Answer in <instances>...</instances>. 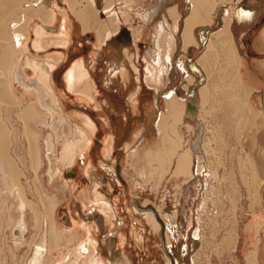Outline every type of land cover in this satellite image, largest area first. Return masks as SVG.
Returning <instances> with one entry per match:
<instances>
[{
  "label": "rangeland",
  "instance_id": "obj_1",
  "mask_svg": "<svg viewBox=\"0 0 264 264\" xmlns=\"http://www.w3.org/2000/svg\"><path fill=\"white\" fill-rule=\"evenodd\" d=\"M16 1L17 2H15L14 6L7 5L11 10H9L10 16L8 15L9 17L6 21L8 28L6 27L4 30L6 29L5 31L8 32V34L10 33L11 36H15L17 39V36H22V34L25 33L24 24L26 25L27 20L31 19L37 24L41 23V20L45 15L44 13L47 8L46 4L48 0ZM88 1L89 0H72L71 2L76 4V7H79V5H87ZM224 1H226L230 8L231 6L229 3H231L232 0H223L222 3ZM160 2V0H132L131 5H127L126 7L122 3L120 8L122 10L126 9L125 14H128L127 11H131V13L127 15V19L129 18V22L127 23L131 26L129 27L127 25L123 27L120 32L118 30L115 33L114 38L108 43L102 44L100 40H98L99 38L91 41V43L88 41L90 37L83 39V37H88L89 33L83 35L82 25L80 21L76 19V22H78L80 27L78 36H83L82 39L85 41V46L83 49H78L76 51L75 49L70 48L66 59L63 57L59 58V63L61 65L58 64L54 71L56 91L62 93L63 99L68 102L65 110H63L64 112H70L72 114H76V112H92L91 104L87 107L79 104L78 100H76L75 104L74 102L72 103V93H69L71 91L65 87L66 85L64 83L66 72L74 68V64H80L78 61L82 59H88L92 62L94 69L93 74L96 77L95 79L99 86L96 91L93 90L89 93L92 97V102L101 107V104L105 102L106 97H108V100L110 99L108 106H105L103 115L105 121L110 122L111 128L118 133L119 141L116 143V149L119 153L114 155V161H112V163L114 164L117 180H119V182L112 181L113 185L110 190V192H112L108 195L112 199H114L113 197H117V200L120 199L118 207L120 211L124 213L123 216H126L127 218V222L123 226L125 229L123 228V230L119 221L115 220V217H112V219L116 221V225H110V231L101 226L99 228L97 227V221H100L102 218L108 219L111 214V209L106 207L105 210H103L105 207L103 204L101 206L94 204V206H97L98 208L95 213H92L91 210L93 207H91L92 201L89 195H94V183H92L88 177L81 174V171L85 169L90 161L94 168L99 169L100 164L107 161L109 157V153L104 145L106 143V138L104 139V136L101 135L103 133L99 131L100 129L102 130L103 127L99 125L98 132L96 131L94 136L95 142L93 141L95 146H93L92 149H89L87 154L82 153L79 156L78 161H76L75 167L77 169V176L72 178L75 176L73 171L69 170L67 172L69 178L73 179L77 184L74 191H64L61 187L62 184L60 181H51L49 175V170L52 164L50 162V156L55 158L54 161L57 166L62 167V163L59 159L65 153L63 141L66 134L74 131V129L69 126L65 127H69L67 129L63 126L62 129H59L60 123L58 124L56 115L50 112L49 108V106L53 105V100L51 98L52 92L46 87V85H42L39 70L32 67L29 63L26 64L25 59L21 60V56L17 55L15 57L16 64L17 66H20L24 76L31 82H37L40 84L39 89L36 88L35 93L36 98L39 99L40 96L43 98L40 104L37 103V109L42 116L41 118H34L33 121L24 124L22 121L25 120L19 117V113L25 110L26 104L23 102V107L12 102L5 104L2 113L4 111V117L10 122L13 129L12 145L9 150L10 152H8L15 156L26 172V176L25 178L22 177V181L26 185V194L31 200H33L32 204L35 206L34 208L39 210V213H41V216L43 217V228L41 230L36 227L35 213L33 209H30L28 214L30 219L29 230L22 235L21 230L17 226V218L20 216V210L15 209V213L13 212L11 215H8L7 209L6 213L0 219V228L2 226L0 229V264H30L36 251V247L33 246L34 243L39 244L43 239H47V246L45 247L46 254L43 259V264L60 263L61 257L64 253L58 247H51L49 235L46 237V230L48 233V230L50 229L47 208L50 211L55 204L58 211L57 220L62 224L61 227L65 235H69L73 230L76 234L83 233L84 238H87L88 234L94 236L105 264H112V262L118 263L117 260L120 258L118 257L120 254L121 262L118 264H166L167 259L170 260L171 264H250L248 262V255L250 254V246H252V240L254 238L252 239L250 232L246 229L247 224L250 221L251 212L248 209L247 189L244 186L243 175L247 174L248 180H250L249 177H251V183L253 181L255 182V180L257 182L260 181L256 175L257 171L254 170H258V167L260 169L263 168L264 155L260 144H263L264 140L256 139L255 142L257 144L255 143L253 148L250 147L249 144L253 140L252 137L259 129L258 124L251 125L253 122H248L245 126H239L236 123L235 127H231V130H233L232 133L227 127L228 124L225 125L224 133L221 132L222 130H216L213 125L215 122V114H221L223 118V112H226L227 108L225 106V101H221V93L224 92V89L210 92L208 94V100L204 103L205 105L202 103V95L200 96L198 93L199 87L203 85L206 80L203 82L205 76L203 72V74L201 73L202 69L199 67L196 60L202 50H205L204 44L207 41L210 32L220 26V19L223 22L225 9L224 7L217 9L213 16L214 24L212 23V25L208 24L203 26L207 27V31L204 32V35L200 32L204 28L201 29L202 27H200L197 30L201 48L196 53L195 64L194 61H188L189 53L186 52L187 66H189L196 76V81L193 82L187 90L184 88L187 84L184 73L182 71V73L180 72V69L176 64L179 56L183 53H181L182 49L181 47L178 48V45L176 51L172 55V63L174 65H172L166 76L163 74L164 85L161 87L154 82L148 81L146 78V61L150 60L152 63H157L158 61L154 60L158 55L151 57L154 53L153 43L156 44V41H152V36H156L160 30L168 32L173 31L174 24L170 22L169 18L167 22L171 26H165L163 29L160 28V24L163 22L167 10L177 5L183 16L187 11L185 0L168 1L162 7H158ZM60 4L61 3H59V6ZM103 4L104 3L101 0L99 6L102 8ZM42 8L43 12L41 11ZM230 9L232 10L233 7ZM100 13L96 9L89 10L92 24L100 26L101 21H106L105 24L107 26L108 22L109 26L104 27L103 29L104 34L107 28L112 27L115 30L116 28L113 27V25H110V21L111 24L113 23L112 19H107V17L111 15L110 12L103 14ZM71 14L72 16L75 15L74 10H71ZM122 14L125 16L124 13ZM138 14H144V16H139ZM125 17L123 18L125 19ZM182 20L183 19L180 18L179 24L181 25ZM11 21H13V24ZM144 21L148 23V25L153 24V28H150L148 31L149 39H146L148 37L145 34L147 43L142 46V51L140 50V58L135 48L134 54H127L123 59V62L127 63L129 69V74H127V76L129 75L131 78L129 86L126 84L127 80L121 81L119 77H116L111 84L106 83L104 81V66L107 65V68H113L115 66L118 56L116 49L123 42L133 41L132 32L138 27L142 28L145 26ZM61 23L62 19L60 15V18H58L55 23L47 25V29L56 34L61 27ZM15 25H18V27L14 28ZM98 26L96 28H88L87 30L88 32L96 34L98 37ZM11 31L13 32L11 33ZM180 35L181 33L178 31L176 34L177 44L181 41V37H179ZM135 36L137 37V34H135ZM18 39H20V37ZM73 40L76 43L77 38H73ZM137 40H139V38ZM2 41L9 42L11 40L4 38L0 39V45L3 43ZM33 41L34 38H32V42ZM134 46H136V44ZM51 48L54 49L53 52H48ZM58 48L60 49V46L55 45L52 47L49 45L41 50L38 48L36 49V47L34 48L30 43V51L32 55L40 61H44L45 66L47 67L48 64L46 61L48 56L52 57L53 53H59L60 55V51L55 50ZM63 49L65 50L68 48L65 47ZM164 50H166V48H164ZM158 58H161V55L158 56ZM82 63L87 62L82 61ZM10 64L12 65V61ZM222 65L224 64L222 63L216 68L215 64L213 68L224 72V70H222ZM13 69L11 70L12 73H9L11 74L9 76H12L14 73L13 71H17L18 68L15 70ZM134 69H136V71L137 69L139 70L136 73ZM0 70L1 85L2 82L4 83V79L7 76L3 73L8 71H3L1 68ZM210 70L211 69L208 68V72H210ZM136 75H138V78ZM14 82V93L17 95L23 94V91H26L23 88L24 86H21L22 84L17 83L16 80H14ZM139 85L142 89H140L138 93L139 96L137 94V98H139L141 102L139 107L140 111L138 112V110L132 106L133 101L131 100V95L136 93ZM81 87L82 85L79 86V89ZM155 87H159L160 89L156 90ZM223 87L230 89L231 86ZM236 88L239 89L237 85ZM79 89H77L76 92H80ZM172 90H175L176 94H178L182 100L184 99L183 101H186L187 104L191 103L194 105L191 109L194 118H191L190 114H187L185 123L177 127V130H167L169 138L171 137L170 143L165 139L164 141L163 139L160 140L163 134L166 133L161 132L158 136L159 131L155 130L154 125L159 112L161 110L163 112L166 111L167 100L165 96ZM19 95L18 97H20ZM30 97L32 96H30L29 91H27V102ZM33 98L35 97L33 96ZM220 101L223 108L220 107L219 109H216L218 108L217 106L220 104ZM210 106H216V108L210 109ZM205 108H207V110ZM188 109L189 107L187 106V113ZM217 110L218 112H216ZM200 117L202 120L206 121V124L201 126L197 123L199 121L198 118ZM233 117L238 119L239 116L233 115ZM248 117H253V114L250 113V116ZM223 120H226L225 116ZM182 122L183 121H181L180 124ZM189 124L191 126H189ZM141 125L144 127L140 130ZM250 127L251 129H249ZM200 129H202V132ZM196 130L200 132V138H194V136H196ZM30 131H33L35 134L32 142L35 143L37 149L36 152H38L36 154L37 165L39 161L38 157L41 161L40 169L38 168L39 171L34 170L35 168L32 165V155L29 153L31 142ZM237 135L242 136L244 140L242 142L239 141ZM156 136L158 137L157 139L154 138ZM192 140H194V142L195 140L199 141L198 148L192 146ZM172 141L179 144H176V146H178V151L187 147L191 148V150L192 148H196V150H192V157L196 164L200 162V164L204 165V169L197 176V180L195 179L186 183V180H189L188 174H186L187 176L183 173H180L179 175L175 174L174 169L176 165L173 164L174 161L171 162L170 165L169 162H165L164 166L161 165L160 161L157 162L156 160L150 164L147 152L151 151L154 152V154L158 150L163 152L165 151L164 146L166 145L169 147L172 144ZM175 143L172 144L174 147H170L177 148L174 145ZM204 143H207L206 145H208L207 152L204 150L205 147L203 148ZM242 143L243 145L247 144L246 146L250 147H248L247 152L251 154L250 157L255 162L254 166L251 165L250 168H245L246 170L241 168L240 160L244 159L243 163H245L249 157L245 151L246 147H244ZM50 148L52 150H50ZM248 163L252 164L251 162ZM226 166L228 169H225ZM70 168L71 167L68 169ZM219 168L220 171H218ZM34 171L38 172V182L34 181L36 175ZM100 175H102L101 172ZM1 178L0 174V180ZM35 183L39 185L42 194H40L41 191L36 187ZM233 183H235L236 186L239 185L237 186V190L233 189V192H235V196L233 197L235 202H232L230 199L231 197H229L230 195L226 194V191L230 192V189H232L231 187L228 188V185ZM100 188L103 190V194H107L105 186H101ZM260 190L262 201H264V181L259 191ZM45 194L49 195L52 200L49 201V199H46L44 196ZM14 202L15 201L11 199L9 201V206H14ZM255 209H261L263 211L264 203H259ZM237 210L239 214L237 213ZM149 212L156 213L157 222L161 227L160 234L158 235V242H156L157 237L154 234L155 231L153 227L147 221L146 214ZM237 214L240 216L239 221H235ZM168 225L172 226L173 229L171 236L172 247H170V249L167 247L165 236L166 226ZM234 226L237 231V236L235 237L233 246L235 245L238 247H228L225 244V247H219L220 244L225 241V237L227 236L225 235L226 230L228 229L227 231H230ZM257 227L259 230V246H261L259 247V261L261 264H264V219L260 221ZM131 228H133V231ZM218 232L220 233L217 235ZM194 235L197 238L194 237ZM121 236L123 239L120 240ZM14 237L23 238L24 242L15 245ZM73 242L74 240L71 242L69 239H67L66 242L64 260L67 261V264H76L77 262H80V257H76L72 254L73 247H75L72 245ZM78 251L83 252L81 250ZM125 252L129 254H124ZM49 255H51V259H47Z\"/></svg>",
  "mask_w": 264,
  "mask_h": 264
},
{
  "label": "bare ground",
  "instance_id": "obj_2",
  "mask_svg": "<svg viewBox=\"0 0 264 264\" xmlns=\"http://www.w3.org/2000/svg\"><path fill=\"white\" fill-rule=\"evenodd\" d=\"M71 1L70 0H62V1L61 0H48V2L46 4L47 8H46V11L44 13L45 15L43 14L44 17L42 16L43 18L41 20V23L37 24L36 22H33V20H31V19L27 20L26 25L24 24L25 33L22 34V36H20V35L17 36L18 38L20 37V39H18V38L16 39L15 36L13 37V36H11L10 33L8 34V32L5 31L6 29L4 30V28L7 27L6 21L8 20V17L10 16L9 10H11V8L8 6H10V5L14 6L15 2H17V1L16 0H0V39L4 38V39H10L11 40L9 42H3L2 41L3 43H1V45H0V68L3 71H8L6 73H3V74H6L7 76L6 77L4 76L5 77L4 83L2 82L0 85V174L2 177L0 180V219L6 213L7 209H8V212H7L8 215H11L13 212L15 213L16 212L15 209L20 210L19 211L20 216H18V218H17V223H18L17 226L21 230L22 235L25 234L29 230L28 228H29V224H30V219H29L28 214H29L30 209L31 210L33 209V211L35 213L34 217H35L36 227L38 229H41V230L43 228V217L41 216V213H39L40 211L37 210L36 208H34L35 206H33V204H32L33 200H31L28 197V195L26 194V192H27L26 185L22 181L23 180L22 177L25 178V176H26L25 170L22 168V166L20 165L19 161L15 158V156H13L11 153H9L10 152L9 150L11 149L10 147L12 145L13 129L9 127L10 126L8 123L9 121L5 119L4 111L2 113V109L4 108L5 104L11 103V102L16 103L17 105H20L22 107L24 106L23 100H21L22 98L18 97V95L16 93H14V90H13L14 80H16V82H18L19 84L21 83L22 84L21 86H24L23 88H24V90H26L25 92L29 91V95L32 96L29 98V101L26 104L25 110L19 113V117L26 120L27 123L33 121L34 118H41L42 115L40 114L39 110L37 109V107H38L37 103L40 104V102H42L43 98L41 96L39 97V99L36 98V93H35L36 88L39 89L40 84L37 82H35L36 83L35 84L34 82H31L29 79H27L24 76L22 69L20 68V66H17V64H16V60H15L16 58L15 57L17 55L21 56V60L25 59L26 64L29 63L32 67L39 70V72H40L39 74L41 76L40 80H42V85L43 84L46 85V87H48L51 90V92H52L51 98L53 100V105L49 106V108H50V112H52L56 115L58 124L60 123L59 129L60 128L62 129V126L64 128L66 126H69V127H72L74 129V131L66 134V137L63 141V148H64L65 153L59 159L62 163V167L57 166L55 161H54L55 158H53V156L52 157L50 156V162L52 164H51V168L49 170V175H50L51 181L52 182L55 180L60 181V183L62 184L61 187L63 188L64 191H67V190L74 191V188L77 184L73 179L69 178L67 172L69 170H72L73 173L75 174V176L72 178H75L77 176V169L75 167L76 161H78L79 156L82 153L87 154V152H89V149H92V147L95 146L93 143L94 136L96 134V131L99 129V125H101L103 127V129L102 130L100 129L99 131H101L103 133L101 135L104 136V139L106 138V143L104 145H105V147L109 153V157H108L107 161L100 164L99 169L94 168L92 165V162L90 161L89 164H87V166L85 167V169H83L81 171V174L83 176L88 177L92 181V183H94L93 184L94 191H95L94 195L93 196L91 194L89 195L91 198V201H92L91 202V204H92L91 207H93L91 210L92 213H95L97 208H98L97 206H94V204H97L98 206H101L103 204L105 206L103 210H105L106 207L111 209V214L109 215L108 219L102 218L100 221H97V224H98L97 227L99 228L101 226L102 228L108 229L110 231L111 230L110 225H114V224L116 225V221H119L121 228L123 230V228H124L123 226L127 222L126 216H123L124 213H122L118 207L120 204V199L117 200V197H113L114 199H112L108 195L109 193L112 192V191L110 192L112 185H113L112 181H118L119 182V180H117L116 172L114 169V164L112 163V161H114V155L119 153L116 149V143L119 141L118 133L116 132V130L111 128L110 122L107 121L108 122L107 123L105 121V117L103 115V112L105 111V106L106 107L108 106L110 99L108 100V97H106L105 102L103 104H101V107H100V106H97L94 102L88 101L90 97L88 96L89 98H87L86 96H83L84 94H82V91L76 92L77 87L81 83H83L84 80H86V79L88 80V78H90L91 81H93L96 78L94 76V78L92 79L93 76L90 75V66H88V68H87V63H82V60H80V64L79 63L74 64V68H72L70 71L66 72L65 78H64V80H65L64 83L66 85L65 87H67L71 91V92H69V91L68 92L72 93V96H71L73 98L72 103L74 102V104H75L76 100H78L79 104H82V105L87 106V107H88V105L91 104L92 112H89V113L76 112V114H72L70 112H64L63 110H65L66 104L68 102L63 99V94L58 93L56 91V88H55L56 85H55V81H54V71L57 68L58 64L61 65L59 63V58L63 57L66 59L68 54H69L70 48H73L76 50L78 48V46L81 45V41L77 37L79 29H78L77 23L74 21V16H72V14H71V10L73 11V7L75 8V5L73 6V3ZM160 1L161 2H160L158 7H162L163 5H165L166 2L173 1V0H160ZM222 1L223 0H185V3H186L185 7H186L187 11H186V14L184 16L182 15L181 11L178 9L177 5H175L174 7H171L170 9L167 10V14L164 16V20L160 24V28L163 29L165 26H171L167 22L168 18H169L170 22L172 24H174L173 31L168 32V31L160 30V31H158L156 36H154L155 38L152 36V41L153 42L156 41V44H154V47H153L154 53L151 57H153L154 55H158V56L161 55V58H158V56L156 58H154V60H158L157 63L156 62L152 63V62H150V60L146 61V78L148 79V81L154 82L155 84H158L161 87L163 86V84H164L163 74H164V76H166V74H168L169 70L172 67V55L176 50V47H177L176 45H178L176 34L179 31L181 33V35L179 37H181V41H182V45H183V53L179 56V58L177 60V64H178L180 70L184 73V75L186 77L185 80L187 81V84L184 86V88H186L188 90L189 86L194 82L195 77L189 71V68L186 66V52H187L188 48L192 45L199 46L200 41H199V37H198L199 35L197 33V30L200 27H202L201 29L204 28L203 30L200 31L201 34L204 35V32L207 31V29H206L207 27H203V26H206L208 24L212 25V23L214 22L213 16L216 13L217 9L220 7H224V9H225V12L223 15V23H222L223 27L221 29H219L218 31L215 30V31L210 32V34L207 37L205 50L198 59V61L203 65L204 69L206 70V73H207L208 78H209V79H206L208 82H206V84L203 87H201V88L199 87V90H198L199 95L200 96L202 95V98H203L202 103H205V98L207 99L206 96L210 93L212 86H214V88H216L215 87V85H216L218 88V85H220V84H216V83H218L217 82L218 78H221L220 74L222 73V71H218V70L214 69L213 66H215V64H216V68H218L219 65L223 63L224 65H222V70H226V69L228 70V67H233V66H235V67L237 66L239 68L238 65H240L239 64L240 63V55L234 46L235 44L232 41V35H231L232 34L231 33L232 15L234 12V8L231 10L230 9L231 7L230 8L228 7L226 1H224L223 3H222ZM131 2H132V0H110L109 3L105 7H103L102 10L100 11L101 13L106 11V12H110V14H111L107 17V19L108 18L112 19L113 23L111 24V22H110V25L111 26L113 25V27H115L116 29L114 30L112 27L106 29L107 31L110 32L109 33V34H111L110 37L114 38L115 33L118 30L120 32L123 29V27L126 26L127 22H129L128 21L129 18L127 19V15L129 13H131V11H127L128 14H125L126 9L122 10L120 8V5L123 3L125 5V7L127 5L130 6ZM59 3H61L60 6H59ZM119 3H121V4L117 5ZM88 6H90V5H88ZM41 11L43 12V8ZM231 12H232V14H231ZM122 13H124V15L126 17L123 16ZM60 15H61V19H62L61 27L57 31V33L54 34L47 29V25L55 23V21L58 18H60ZM138 15L144 16V14H138ZM123 17H125V19ZM180 18L183 19L182 25L179 24ZM12 22L13 21H11V23ZM91 23H90V25H91ZM105 23H106V21L103 22V27L109 26L108 22H107V26ZM220 23H221V19H220ZM17 24H18V22H17ZM19 25H20V23H19ZM21 25H23V24H21ZM26 26H27V28H26ZM14 28H16V27H14ZM12 29H13V27H12ZM137 30L136 31L134 30L132 32L133 41L131 40L130 42H123L116 49L117 50L116 53L118 54V56H117L115 66L113 68H109V70L106 69V70H108V72H106V71L104 72V74H106V76L104 75V78H105L104 81L106 83L111 84L115 80L116 77H119L121 79V81L127 80L126 84L129 86L131 78L129 77V75L127 76V74H129V69L127 67L128 66L127 63L123 62V59L127 56V54H129V55L134 54L135 48H136V50H138L137 46H134L137 43L136 42V36H135V34H137ZM107 31L105 33H107ZM12 32L13 31H11V33ZM102 32H103V29H102ZM16 33H18V32H16ZM51 36H53V37H51ZM94 37H96V36H94ZM107 37L105 40H108ZM32 38H34L33 42H32ZM47 38H51V39H47ZM73 38H77L76 43L74 42ZM102 38L103 37H101V39ZM30 43L34 46V48L36 47V49L38 48L41 50L46 48L49 45L52 47H54L55 45L60 46V49L59 48L55 49V50L60 51V55H59V53L58 54L53 53L54 56L53 55H52V57L48 56L47 61H46L48 64V67H47V66H45L44 61L42 62L39 59H37L34 55H32V53L30 51ZM81 46H83V45H81ZM65 47L68 49L64 50L63 48H65ZM164 48H166V50H164ZM53 50L54 49L51 48L48 50V52L49 51L53 52ZM148 50H149V48H148ZM158 51L160 52V54ZM45 59H46V57H45ZM10 60L12 61V65L10 64L11 63ZM90 64H92V62H90ZM9 66H10V69H9ZM13 68H15V69L18 68V69L16 71ZM208 68L211 69L210 72H208ZM12 69L15 71H13L14 73L12 74V76H9V75H11L9 73H12L11 72ZM201 69H202V67H201ZM134 70L136 71V69H134ZM14 76H15V79H14ZM126 77H128V78H126ZM136 77L138 78V75H136ZM225 77H227L226 79L228 80V75ZM233 77L234 76H232V78ZM232 78H231V80H232ZM235 79H234V81H236ZM221 81H222V79H221ZM221 81H219V82H221ZM230 82L232 85L233 80ZM222 83H223V81H222ZM238 83H241V81ZM95 84H96V86L98 85L96 82V79H95ZM226 86H227V84H226ZM237 86H238V84H237ZM85 87L87 89L88 84H86ZM155 88H156V90L160 89L159 87H155ZM217 88H216V90H217ZM86 89H84V90H86ZM140 89H142V87L139 85V87L136 90V93L131 95V100L133 101L132 106L136 110H138V112L140 111L139 107H140L141 102H140L139 98H137V94L139 93ZM227 89L225 88L224 91H226ZM234 89H236V88H234ZM234 89H233V91H234ZM236 90L238 91L239 89H236ZM219 91H220V88H219ZM229 91H230V89H229ZM237 91H236V93H237ZM223 94H225V93H223ZM229 94H231V92ZM238 94H236V95H238ZM226 95H227V93H226ZM33 96L35 98H33ZM165 97L167 100L166 111H164V112L161 111L160 115L157 117L158 119L155 120L154 128H155V130L159 131V134L161 132L166 133V134H163L162 139H163V141L165 139L166 141L170 142L171 137L169 138V134L167 133V130L168 129H172V131L177 130V127L179 126L180 122L183 121L184 118L187 117V114L188 115L190 114L191 118H194L193 117L194 115L191 113V109L193 108L192 106H194V105H192L191 103L187 104L186 101H183L184 99L182 100L181 97L178 94H176L175 90L169 91ZM224 97H225V95H224ZM233 98L235 99V97H233ZM36 99H38V100H36ZM238 99H240V98H238ZM234 103H236V102H234ZM220 104H221L220 107L222 108V103H220ZM241 104H243V103H241ZM20 106H19V108H20ZM187 106L189 107L188 113H187ZM45 107H47V106H45ZM61 107H63V108H61ZM228 110H230V109H228ZM234 110H237V109L234 108L233 111ZM237 111H239V110H237ZM259 113H261V112H259ZM234 114H236V113H234ZM230 118H229V120H230ZM170 119H171V122H170ZM197 123L199 124V121ZM189 126H191V125L189 124ZM69 127H67V128H69ZM143 127L144 126L141 125L140 130ZM67 128H65V129H67ZM198 130H196V136H194V138H200V132H198ZM200 130L202 132V129H200ZM30 132H31V142H30V147H29V153L32 155V159H33L32 165L35 168L34 170L37 171L38 168L40 169L41 161L38 157L39 161H38V165H37V157H36L37 155L36 154L38 152H36L37 149H36L35 143L32 142L34 140L35 134L33 131H30ZM180 142H181V140H180ZM198 142H199L198 140H195V142H194V140H192V146L198 148L199 147ZM173 143H175V142L172 141V144ZM172 144L171 145L169 144V145L173 146ZM176 144L179 145L178 143H175L174 145L176 146ZM206 144L207 143L203 144V148L205 147L204 150H206V152H207L208 151V145H206ZM170 146L167 147L165 145L164 146L165 151L160 152V150H158L155 154H154V152L148 151L147 155H148V158H149L148 160H149L150 164H152V162L154 160H156L157 162L160 161L161 165L164 166L165 162H167V163L169 162V165H170L171 162H173V160H175L176 161V164H175L176 167L174 169L175 174H178V175L180 173H183L185 175L188 174L189 180H186V183L191 182L195 179L197 180V176L199 175V173H201L203 171L204 165L200 164V162H198L196 164L193 157H192L193 156L192 150H196V148H192V150H191V148H188L185 151L183 150L182 152H179L178 146H176L177 148H173L174 147L173 146L172 147L173 149ZM180 146H181V144H180ZM50 150H52V149L50 148ZM247 155H248V153H247ZM166 157H167V159H166ZM248 157L249 158L245 161V163H243L244 159L240 160L241 168H243L244 170H246L245 168H247V169L250 168L251 165L254 166V163H255L251 159L250 155H248ZM248 162H251L252 164H250ZM167 166H168V164H167ZM69 167H71V168L68 169ZM100 172L102 175H100ZM35 173H36V175H35L34 181L38 182L37 181L38 180V172H35ZM161 177H163V176H161ZM243 179H244V186L247 189L246 190L247 191V197L249 198V200L254 202V203L251 202L252 204H254V205L259 204L261 202V199H262L261 190L259 191V189H260L261 185L263 184V181L259 179L260 180L259 182H257L256 180L254 182L252 180L253 182L251 183V177H249L250 180H248L247 174L243 175ZM35 185L37 188H39V185L37 183H35ZM101 186L106 187V193L107 194H103V192H102L103 190H101V188H100ZM237 186L235 183L230 184V185H228V188L231 187L232 189H230V192L226 191V194L230 195L229 197H231L230 199L232 200V202L234 201L233 197L235 196V192H233V189L237 190ZM40 191H41V189H40ZM40 194H42V191ZM44 196L46 199H49V201L52 200V198L49 197V195L45 194ZM218 198H219V196H218ZM11 199H13L15 201L13 203L14 206H12V207L9 206V201ZM236 203H237V201H236ZM232 213H233V211H232ZM47 214H48L49 228L50 229L48 230V233L46 230V237L49 235L51 247L52 246L58 247L64 253L63 256L61 257L59 264H67V261L64 260L65 252H66L65 246L67 244L66 243L67 239H69V241H71V242L74 240L72 245L75 247H73L74 249L72 251V254H74L76 257H80V262H77L76 264H105L104 260L101 257L100 250L97 247V241H96L94 236L88 234L87 238H84L83 233L76 234L73 232V230L69 233V235L66 236L62 227H61L62 224L57 220L58 211L56 208V204L52 207V209L50 211L47 208ZM112 217H115L116 221H114L112 219ZM146 217H147V221L151 224V226L153 227V229L155 231L154 234L157 237L156 242H158L159 241L158 235L160 234L161 227H160V224L157 222L156 213L149 212L146 214ZM30 218H31V215H30ZM1 228H2V226H1ZM89 230H91V229H89ZM131 230L133 231V228H131ZM165 231H166L165 236H166V241H167V247H168V249H170V247H172V239H171L172 231H173L172 226H170V225L166 226ZM236 236L237 235H235L234 232L231 230L230 232H228V235L225 237V241L222 244H220L219 247H222V246L225 247L224 244L227 245L228 247H235V245L233 246V242H234ZM194 237H196V236L194 235ZM121 239H123L122 236H121L120 240ZM14 240H15V245L16 244L17 245L22 244L24 242L23 238L14 237ZM46 241H47V239H43L42 242L39 244L34 243L33 246L36 247V251H35V256H34L32 262L30 264H43V259H44L45 254H46L45 253L46 252L45 247L47 246ZM9 247H10V245H9ZM78 250H81L83 252H79ZM124 254L128 255L129 253L125 252ZM50 256L51 255H49L47 257V259L48 258L51 259L52 257H50ZM118 257H120V258L117 261H118V263H120L121 262V254ZM82 258H83V261H82ZM118 263L112 262V264H118ZM195 263H196V261H195ZM48 264H50V263H48ZM166 264H171L170 260L167 259Z\"/></svg>",
  "mask_w": 264,
  "mask_h": 264
},
{
  "label": "crops",
  "instance_id": "obj_3",
  "mask_svg": "<svg viewBox=\"0 0 264 264\" xmlns=\"http://www.w3.org/2000/svg\"><path fill=\"white\" fill-rule=\"evenodd\" d=\"M109 1L110 0H104V1L102 0V2L104 3L102 5V8L105 7L109 3ZM100 3H101V0H89L88 1V4L86 6L85 5H82L81 7L80 6L79 7H76V4L73 3V6L75 5V8L73 7V10L75 12L74 21L76 22V19H78L80 21V23L82 25V28H83V35L86 34V33H89L88 37H83L82 35L81 36H77L80 39V41H81V45H83V46L79 45L76 50L83 49L84 48L85 41L83 39H85V38H89L90 37V39H88V41L90 43H91V41H94L97 38H100L98 40H100L102 44L103 43H108L109 41L112 40L111 39L112 37H110L111 34H109L110 33L109 31L105 30L108 33V34L105 33V35L102 32V29H104V27H103V21H101L100 26L93 25L91 23L92 22V19L90 18L91 16H90L88 10H90V9H96L100 13V11L102 10V8L99 6ZM120 4L121 3H119L117 5H120ZM88 5H90V6H88ZM229 5L234 8V12H233V16H232V24H231V26H232L231 27L232 28L231 29V33H232L231 35H232V41L235 44L234 46H235V48L237 49V51L239 52V55H240V63H239L240 65H238L239 68L237 66H236L237 68L235 66L228 67V70L227 69L224 70V71H227V73L226 72H222L223 74L225 73L224 74L225 76L228 75V80L226 79L227 77H225L222 73L220 74V77L221 78H218V81H217L218 83H216V84H220V85H218V88L215 85V87L217 88V90H219V88H220V90L225 89L223 86H226V84H227V86H229V85L231 86V88H230L231 94H229L230 93L229 92V88L228 89L226 88L228 90V91L226 90L227 92L226 91L223 92L225 94L221 93V95L223 94L222 95L223 97L225 95L224 98L221 96V98H222L221 101L224 100L225 101V104H226L225 106L228 107V108H226V112H223L224 113L223 118L225 116L226 117V120H223L221 114H215V122H214L213 125L216 128V130H219V131L222 130L221 132H223L224 129H225V125L228 124L227 127L229 128L230 132L232 133L233 130H231V127L232 128H233V126L235 127V124L236 123L239 126H241V125L242 126H245V124H248V122H251V123L253 122V124H251V125L258 124V126H259L258 128L259 129L253 135V137H252L253 140L249 144L250 147L253 148L255 146V143H256L255 140L256 139L257 140H259V139H263L264 140V0H232V2L229 3ZM78 10H79V12H78ZM103 13H106V11H104ZM103 13H101V14H103ZM76 23H77L78 29L80 31V27L78 25V22H76ZM90 23H91V25H90ZM144 23H145V26H143L142 28L138 27V28L134 29L135 31L138 29L137 30V37H136V42H137L136 43V46L138 48L137 54H138L139 58H140V52L143 49L142 46L146 45V43H147L146 42V39H149L148 31H149L150 28H153L152 27L153 24L148 25V23H146L145 21H144ZM222 23L223 22L221 20L220 26L217 29H215L216 31H218L219 29H221L223 27V24ZM127 25L129 26L128 23L126 24V26ZM97 26L99 28L98 37L96 36V34H94L92 32H88V30H87L88 28H96ZM14 27H18V25H15ZM26 28H27V26H26ZM79 31H78V33H79ZM145 34L148 37L146 39H145ZM94 36H96V37H94ZM82 37H83V39H82ZM101 37H103V38L101 39ZM106 37H107L108 40H105ZM138 38H139V40H137ZM199 41H200V39H199ZM153 45H154V43H153ZM205 45H206V42L204 44V49H205ZM179 47H181V49H182L181 53H182L183 52L182 41H180V43L178 44V48ZM200 48H201L200 43H199V46L198 47H196V46H190L188 48L187 53H189V55H188V61L189 62L194 61V64H195L198 61L199 57L204 52V50H202V52L200 53L199 57L197 58V60L195 62V57L197 55L196 53L198 52V50ZM190 49H192V51H190ZM187 53H186V66L188 65L187 64ZM146 58H147V56H146ZM82 61L87 62V68H88V66H90V75L93 76L92 77V79H93L94 78V74H93L94 73V69H93L92 64H90L91 61L88 60V59L87 60L86 59H82ZM78 62H80V60ZM176 64H177V62H176ZM197 64L199 65L200 68L202 67L201 73L202 72L204 73V76H205L203 78V82H204L206 79H209L208 78V75H207L206 70L204 69L203 65L199 61L197 62ZM172 65H174V64L172 63ZM177 66H178V64H177ZM187 67L189 68V66H187ZM178 68H179V66H178ZM106 69L109 70V68H107V65L104 66V70L106 72H108V70H106ZM138 70L139 69H137L136 73L138 72ZM189 71L195 77V79H194V82H195L196 81L195 74L192 72V70L190 68H189ZM180 72H181V70H180ZM104 75L106 76V74H104ZM232 76H234V77L232 78ZM184 77H185V75H184ZM231 78L233 80L232 85H231V82H230V81H232ZM185 79H186V77H185ZM221 79H222L223 83H222ZM234 79L236 81H234ZM219 81H221V82H219ZM237 81L238 82L241 81V83H238ZM84 82L79 85V86L82 85V88H80L79 91H82V94H84L83 96H86L87 98L90 97L88 101H92V98L89 95V93L91 92V90L93 91L96 88H98L99 86L98 85H97L98 87L96 86L95 79L93 81H91V79L88 78V80L86 79V80H84ZM206 82H208V81L206 80L204 82V84L200 86V88L203 87L206 84ZM86 84H88L87 89L85 87ZM237 84H238V88H239L238 91L236 90L237 88L235 87ZM14 86H15V82H14ZM79 86L77 87V89H79ZM221 87H223V88H221ZM216 88H214V86H212L210 92L212 90L214 92L216 90ZM232 88L233 89L236 88V89H234V91H233ZM84 89H86V90H84ZM235 90L237 91V93H236ZM226 93H227V95H226ZM25 94H26V96H25ZM236 94H238V95H236ZM19 96L22 98L23 102L25 104H27V92L23 91V94H21ZM138 96H139V94H138ZM206 97L208 98V95ZM233 97H235V99ZM238 98H240V99H238ZM206 100L207 99L205 98V102H206ZM221 101H220V103H221ZM234 102H236V103H234ZM241 103H243V104H241ZM220 106H221V104H219L217 106L218 107L217 109H219ZM235 106L236 107L238 106V107L236 108ZM211 108H216V107L215 106H210V109ZM222 108H223V105H222ZM234 108L237 109V110H239V112L237 110H234L233 111ZM205 109L207 110V108H205ZM228 109H230V110H228ZM161 111L159 112V115H160ZM259 112H261V113H259ZM234 113H236V114H234ZM250 113L253 114V117H248V116H250ZM233 114H234V116L235 115H238L239 116L238 119H236V117H233ZM229 118H230V120H229ZM251 118H252V120H251ZM157 119L158 118L156 117V120ZM185 119L186 118H184L183 122L181 124H179V126L185 123ZM198 119H199V124L201 126L203 124H206L205 123L206 121L205 120H202L201 117L198 118ZM22 122H24V124H27V121L26 120L25 121H22ZM170 122H171V119H170ZM8 123L10 125L9 127L12 128L10 122H8ZM251 127L249 129H251ZM159 135L160 134H158V136ZM221 135H223V134H221ZM237 137H238V140L241 141V142L244 140V138L242 136H240V135H237ZM154 138L157 139L158 137L156 136ZM161 139L162 138H160V140ZM242 145H243V143H242ZM246 145H243V146L246 147L245 148V151L247 152L248 151L247 149H248L249 146H246ZM260 145H261L262 153L264 155V143L263 144H260ZM187 148H183V149L179 150V152H181L183 150H186ZM248 155H251V154L248 153ZM173 161H174L173 164H176V161L175 160H173ZM230 167H231V165H230ZM262 167H263L262 169H260L258 167V170L255 169V171H257V173H256L257 177L260 180L264 181V164H263ZM226 168H227V166L225 167V169ZM218 171H220V168L218 169ZM241 186H243V185H241ZM251 202L252 201L249 200V198H248L247 204H248V209L251 212V214H250V221L248 222L246 229L250 232V234L252 236V239L254 238L252 240V246H250L251 250H250V254L248 255V262L250 264H261L260 261H259V252H260L259 247H261V246H259L260 245L259 244L260 241H259V237H258V235H259L258 231L259 230H258V227L257 226L260 223V221H262L264 219V210L262 211L261 209H255V208H257L258 204H255L254 205V204H252L254 202H252V203ZM261 202L264 203V201H262V199H261ZM261 202H260V204H261ZM238 203H239V200H238ZM237 213H238V210H237ZM238 214H237V216L235 218V221H239L240 220V216ZM227 230L225 232L226 233L225 235H228V232L231 231V230L230 231H227ZM232 231L234 232L235 235H237L236 234L237 231L235 229V226L232 228ZM219 233L220 232H218L217 235ZM235 247H238V246H235ZM263 258H264V256H263Z\"/></svg>",
  "mask_w": 264,
  "mask_h": 264
},
{
  "label": "water",
  "instance_id": "obj_4",
  "mask_svg": "<svg viewBox=\"0 0 264 264\" xmlns=\"http://www.w3.org/2000/svg\"><path fill=\"white\" fill-rule=\"evenodd\" d=\"M190 51H192V49H190ZM194 51V50H193Z\"/></svg>",
  "mask_w": 264,
  "mask_h": 264
}]
</instances>
